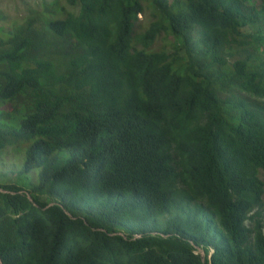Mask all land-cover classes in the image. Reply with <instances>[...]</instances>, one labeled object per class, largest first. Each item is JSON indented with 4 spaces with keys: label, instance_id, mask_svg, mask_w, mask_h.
Wrapping results in <instances>:
<instances>
[{
    "label": "trees",
    "instance_id": "trees-1",
    "mask_svg": "<svg viewBox=\"0 0 264 264\" xmlns=\"http://www.w3.org/2000/svg\"><path fill=\"white\" fill-rule=\"evenodd\" d=\"M258 2L56 1L0 41V154L22 160L0 184V264H264ZM161 34L174 50L154 49ZM175 186L164 221L157 199ZM199 201L234 236L229 251L198 223ZM190 241L216 249L210 263Z\"/></svg>",
    "mask_w": 264,
    "mask_h": 264
},
{
    "label": "rangeland",
    "instance_id": "rangeland-1",
    "mask_svg": "<svg viewBox=\"0 0 264 264\" xmlns=\"http://www.w3.org/2000/svg\"><path fill=\"white\" fill-rule=\"evenodd\" d=\"M59 2L58 7L62 9H67L71 11V7L69 6L68 0H10L3 1L7 3L6 11L12 18L9 26L3 25L4 28H9V32H15L19 27L23 26L25 21L29 18H34L35 16L40 17L39 19H45L44 11L48 6ZM172 1V0H170ZM256 3V2H255ZM257 0V4H258ZM260 4V3H259ZM152 18L149 16V11L145 15L140 16V22L137 26V32L143 33L145 32L151 22ZM11 33L0 32V41H7ZM157 42L154 46V49L161 50L163 48L174 50L175 39L173 37H166L164 34H161L160 37L157 38ZM2 110H9L7 105L1 107ZM22 164L21 156L16 154L12 150V148H8L3 150L0 154V184H4L7 181H15L18 177L14 173L19 170ZM36 175L32 174L31 180L32 182L36 181ZM261 179L264 181V173H261Z\"/></svg>",
    "mask_w": 264,
    "mask_h": 264
},
{
    "label": "clouds",
    "instance_id": "clouds-1",
    "mask_svg": "<svg viewBox=\"0 0 264 264\" xmlns=\"http://www.w3.org/2000/svg\"><path fill=\"white\" fill-rule=\"evenodd\" d=\"M184 159H185V149L182 146H180L179 141L177 140L171 145L168 160L170 161L171 165L179 168V174H181L182 172V163L184 162ZM261 173L264 172L260 171L259 174L260 178H261ZM185 175L186 172H184V177ZM180 189H182L180 186H175L173 188L163 190V195L158 197L157 202L166 203L170 207V209L168 212L162 214L159 218L165 221L170 216L171 213L173 216H175L177 212L176 208L179 206H174L173 204H171V199L177 195ZM196 204L204 214L203 218L198 223L205 225L214 235H216L219 238V241L223 245V250L225 252L229 251L232 248L235 239L234 236H232L223 226L217 210L206 201H199ZM190 206L191 207L195 206V203L192 202ZM254 213H256V211H254L252 214ZM262 216H264V214H262ZM247 225H249V222H247ZM177 231L178 234H181L183 236L188 235L191 231H193V227L190 221V216H188V221L185 224L181 225ZM189 243L193 247V254L195 256L200 257L203 263H205L206 261H208L209 263L211 262V258L214 256L216 252V249L214 247L212 246L205 247L203 245H197L192 241H190Z\"/></svg>",
    "mask_w": 264,
    "mask_h": 264
},
{
    "label": "crops",
    "instance_id": "crops-1",
    "mask_svg": "<svg viewBox=\"0 0 264 264\" xmlns=\"http://www.w3.org/2000/svg\"><path fill=\"white\" fill-rule=\"evenodd\" d=\"M3 1H10V0H0V32L10 33L9 28H4L3 25L9 26V24L12 21V18L6 11L7 3H4Z\"/></svg>",
    "mask_w": 264,
    "mask_h": 264
}]
</instances>
